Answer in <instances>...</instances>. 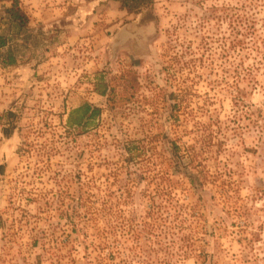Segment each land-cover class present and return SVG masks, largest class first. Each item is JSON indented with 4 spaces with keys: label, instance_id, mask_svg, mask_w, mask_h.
Segmentation results:
<instances>
[{
    "label": "rangeland",
    "instance_id": "obj_1",
    "mask_svg": "<svg viewBox=\"0 0 264 264\" xmlns=\"http://www.w3.org/2000/svg\"><path fill=\"white\" fill-rule=\"evenodd\" d=\"M85 1L89 30L15 111L0 264H264V0H153L111 18L109 0ZM126 70L140 90L111 110L99 83ZM86 101L101 115L69 126Z\"/></svg>",
    "mask_w": 264,
    "mask_h": 264
},
{
    "label": "crops",
    "instance_id": "obj_2",
    "mask_svg": "<svg viewBox=\"0 0 264 264\" xmlns=\"http://www.w3.org/2000/svg\"><path fill=\"white\" fill-rule=\"evenodd\" d=\"M58 1L68 5L67 12L59 6L45 11L42 2L39 6L24 1L28 6L24 9L30 10L27 13L29 23L20 32L10 25L8 15L3 12L11 1L0 3V43H3L0 45V202L8 196L9 173L16 163V149L22 133L18 124L22 115L19 117L15 111L34 103V96L42 89L38 75L43 72L51 74L57 66V58L61 59L55 49L90 28L91 1ZM108 2L111 9L106 13L110 18L117 15L127 17V10L121 9L117 0Z\"/></svg>",
    "mask_w": 264,
    "mask_h": 264
},
{
    "label": "trees",
    "instance_id": "obj_3",
    "mask_svg": "<svg viewBox=\"0 0 264 264\" xmlns=\"http://www.w3.org/2000/svg\"><path fill=\"white\" fill-rule=\"evenodd\" d=\"M122 8L127 9L128 12H141L152 5L153 0H119ZM3 12L8 15L10 25L16 27L17 31H21L29 23V17L20 5V0H12L10 6L3 8ZM0 45H3L1 42ZM141 83L136 71L126 70L119 76H113L110 80L102 78L99 83V93L106 96V103L109 109L125 108L134 99L137 92L140 90ZM102 108L92 104L91 102H84L80 106L71 110L68 118V125L72 127H87L102 113ZM174 111L171 109V114ZM177 144L171 146L172 154L177 155ZM128 154L132 152L128 150ZM193 179H191L192 181ZM194 187L200 192L199 196L205 191L204 182L195 183ZM229 191V190H228ZM217 193L225 196L227 189L225 186Z\"/></svg>",
    "mask_w": 264,
    "mask_h": 264
}]
</instances>
